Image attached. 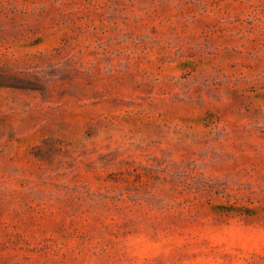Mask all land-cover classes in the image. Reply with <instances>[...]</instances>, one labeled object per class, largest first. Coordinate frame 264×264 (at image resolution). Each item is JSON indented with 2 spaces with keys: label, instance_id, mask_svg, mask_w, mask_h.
I'll use <instances>...</instances> for the list:
<instances>
[{
  "label": "rangeland",
  "instance_id": "obj_1",
  "mask_svg": "<svg viewBox=\"0 0 264 264\" xmlns=\"http://www.w3.org/2000/svg\"><path fill=\"white\" fill-rule=\"evenodd\" d=\"M0 264H264V0H0Z\"/></svg>",
  "mask_w": 264,
  "mask_h": 264
}]
</instances>
